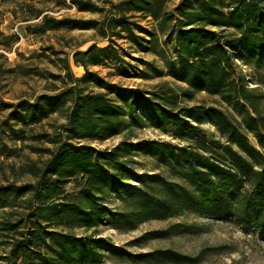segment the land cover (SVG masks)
<instances>
[{
    "label": "trees",
    "instance_id": "trees-1",
    "mask_svg": "<svg viewBox=\"0 0 264 264\" xmlns=\"http://www.w3.org/2000/svg\"><path fill=\"white\" fill-rule=\"evenodd\" d=\"M100 1L71 0L79 11L102 14L100 19L58 18L35 9L42 20L37 32L96 29L103 37L125 32L142 45L134 17L151 16L177 45L176 59L168 65L183 85L165 80L152 90L121 88L90 69L118 54L110 56L109 46L92 45L75 53V62L85 68L81 77L64 61L62 87L33 101L9 103L5 123L10 131L19 140L45 145L31 144L40 158L12 166L14 179L0 184V264H102L95 232L104 221L123 228L184 210L236 218L264 231V88L250 87L232 72L238 59L255 68L264 85V0H179L173 9L171 0L108 1L111 16ZM89 85L100 90L88 91ZM200 93L234 102L244 118L221 105H190ZM54 116L65 123L52 124V132H33ZM205 121L219 137L203 128ZM151 126L180 144L151 140L134 145L150 151L178 180L133 171L128 142L123 153L91 144ZM80 177V188L67 191L65 184ZM112 193L121 194L122 207L105 206ZM146 256L181 257L169 250Z\"/></svg>",
    "mask_w": 264,
    "mask_h": 264
},
{
    "label": "rangeland",
    "instance_id": "rangeland-1",
    "mask_svg": "<svg viewBox=\"0 0 264 264\" xmlns=\"http://www.w3.org/2000/svg\"><path fill=\"white\" fill-rule=\"evenodd\" d=\"M108 1L119 0L99 2L107 8L106 14L111 16ZM178 3L179 0H171L169 7L173 9ZM35 9L58 18L102 17L100 13L79 11L71 0H0V184L14 179L12 166L18 169L22 163L40 158L31 144L35 147L45 145L16 138L5 123L11 111L8 104L22 99L33 101L42 93H53L55 88L62 87L66 75L64 61L69 62L76 77H81L85 68L75 62V53L86 51L92 45L109 46L110 56L118 54L117 57H109L100 64L90 65V69L121 88L141 87L152 90L156 84L165 80L183 85L170 75L168 65V61L176 59L177 45L160 31L158 21L151 16L137 13L134 17L140 25L135 28V32L143 38L140 40L142 45H138L125 32L110 37L101 36L96 29L37 32L42 20L37 18ZM27 16L31 19L25 20ZM232 72L234 78L243 76L248 86L264 88L258 81L255 68L238 59ZM91 90L100 89L89 85L88 91ZM112 96L115 97L114 94ZM197 103L221 105L240 120L245 116L244 111L235 106L234 102L223 101L206 93L198 94L196 100L189 104ZM63 123L65 120L62 117L54 116L46 119L44 125L36 126L33 132H52V124ZM203 128L209 134L219 137L209 121L203 123ZM151 140L180 144L172 134H164L154 126L137 128L129 136L122 133L115 137L98 138L91 144L101 151L123 153L126 149L124 141L128 142V161L132 158L135 160L130 166L133 171L138 174L161 173L167 179L178 180L170 177L168 169L150 151H140L134 145ZM250 140L258 145L252 136ZM79 183H84L82 177L78 181L71 179L65 188L73 191L80 188ZM104 204L110 209H118L124 203L121 194L112 193L104 200ZM170 228V232L164 233ZM155 231L163 233L156 235L153 233ZM77 233L85 235L82 229L77 230ZM95 235L101 241L102 264H264V231L236 218L223 219L200 210H184L171 217L136 222L123 228H116L104 221ZM160 250L173 251L181 257L171 259L146 256L147 253Z\"/></svg>",
    "mask_w": 264,
    "mask_h": 264
}]
</instances>
